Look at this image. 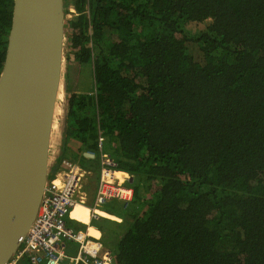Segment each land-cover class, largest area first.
<instances>
[{"label": "trees", "instance_id": "16d2710c", "mask_svg": "<svg viewBox=\"0 0 264 264\" xmlns=\"http://www.w3.org/2000/svg\"><path fill=\"white\" fill-rule=\"evenodd\" d=\"M12 10L0 0V72ZM63 10L61 155L97 181L99 160L83 152L100 130L132 176L131 199L91 219L112 263L264 264V0H63Z\"/></svg>", "mask_w": 264, "mask_h": 264}, {"label": "water", "instance_id": "95a60500", "mask_svg": "<svg viewBox=\"0 0 264 264\" xmlns=\"http://www.w3.org/2000/svg\"><path fill=\"white\" fill-rule=\"evenodd\" d=\"M67 19L63 0H13L0 72V264L21 246L61 157Z\"/></svg>", "mask_w": 264, "mask_h": 264}, {"label": "built area", "instance_id": "2783aa9c", "mask_svg": "<svg viewBox=\"0 0 264 264\" xmlns=\"http://www.w3.org/2000/svg\"><path fill=\"white\" fill-rule=\"evenodd\" d=\"M97 136L96 148L83 152L85 157H97L99 160L94 198L89 204L93 218L102 216L95 209L107 200L126 202L133 194L132 187L127 185V182H132V176L116 168L113 158L103 149L105 136L100 130ZM91 172L71 158H60L55 171L48 176L34 221L21 238V246L6 264H113L110 253L103 248L101 235L92 236L87 230L75 229L67 224L73 207L79 202L84 203L78 194ZM68 242L78 244L74 254L67 251Z\"/></svg>", "mask_w": 264, "mask_h": 264}, {"label": "crops", "instance_id": "0c3cea01", "mask_svg": "<svg viewBox=\"0 0 264 264\" xmlns=\"http://www.w3.org/2000/svg\"><path fill=\"white\" fill-rule=\"evenodd\" d=\"M60 158H61V157L56 158V159L54 160V164H53V167H52L51 172L55 171V169H56V165H57L58 161L60 160ZM51 172H50V173H51ZM93 176H94V173L91 172V175L88 177V179H87L86 182H85V186H83V188L81 189L80 193L78 194V198H81L82 201H84V203H82V204H84V205H86V206H88V207H89V204H92V202H93V198H94V193L91 192V191H89L90 189H91V190H94V189H95V185H94V183L96 182V180H94V179L92 178ZM89 178H90V179H89ZM97 179H98V178H97ZM91 181H92V182H91ZM87 188H88V189H87ZM80 203H81V202H80ZM89 210H90V208H89ZM102 210H103V209H102ZM103 211L107 212L106 210H103ZM107 213H109V212H107ZM102 217H104V216H102ZM97 218H98V217H97ZM97 218H93V216L91 215V210H90V211H89V222H88V223H87V220H88V211H87V215H86L85 219L83 220V222L71 217L70 219H67V224H68V226H71V227H73V228H75V229H84V230H87L89 226H92V227H94L95 229H98L97 227L91 225V224H92V223H91V221H92L91 219H97ZM105 218L107 219L108 217H105ZM93 222H95V223H97V224L103 223L102 220H100V219L93 220ZM86 223H87V224H86ZM81 225H82V227H83V225H84L85 228H82ZM98 230H99V229H98ZM99 232H100V230H99ZM100 235H101V232H100ZM100 235H99V236H100ZM67 244H68V246H67V251H68L70 254H74L75 251H76V245H78V244H76L75 242H72V243H69V242H68Z\"/></svg>", "mask_w": 264, "mask_h": 264}, {"label": "bare ground", "instance_id": "6f19581e", "mask_svg": "<svg viewBox=\"0 0 264 264\" xmlns=\"http://www.w3.org/2000/svg\"><path fill=\"white\" fill-rule=\"evenodd\" d=\"M79 207L88 210V220H87V223H88V222H89V211H90V210H89V207L79 202V203H77V204L73 207L72 212H73L74 210L78 209ZM98 209H99V208H96V209H95V210H96V213H97V210H98ZM72 212H71V213H72ZM87 223H86V224H87ZM88 229H89V227H88ZM88 229H87V233H88ZM104 264H108V262H105Z\"/></svg>", "mask_w": 264, "mask_h": 264}, {"label": "rangeland", "instance_id": "374dc122", "mask_svg": "<svg viewBox=\"0 0 264 264\" xmlns=\"http://www.w3.org/2000/svg\"><path fill=\"white\" fill-rule=\"evenodd\" d=\"M68 10H69V8H68ZM69 11H70V12H72V10H71V9H70ZM70 12H69V13H67V16H68V18H70V17H71V13H70ZM64 71H65V70H64ZM72 91H73V90H72ZM61 156H63V155H61ZM64 156H65V155H64ZM69 158H71L72 160H75V159H74V157H72V156H69ZM51 164H52V161H51V160H49V166H48V167H50V168H51ZM89 179H90V178H89ZM91 182H92V181H91ZM80 209H81V208H80ZM87 211H88V210H86V211H83V210H82V212H86V215H87ZM71 217H73L72 213H71ZM81 227H82V225H81ZM82 228H83V227H82ZM25 264H28V263H25Z\"/></svg>", "mask_w": 264, "mask_h": 264}, {"label": "clouds", "instance_id": "9594fccd", "mask_svg": "<svg viewBox=\"0 0 264 264\" xmlns=\"http://www.w3.org/2000/svg\"><path fill=\"white\" fill-rule=\"evenodd\" d=\"M68 7H71V6H68ZM70 9L73 11V8H69V10H70ZM108 219H110V218H108ZM111 220H113V219H111Z\"/></svg>", "mask_w": 264, "mask_h": 264}]
</instances>
